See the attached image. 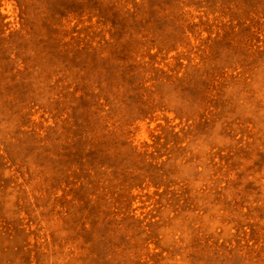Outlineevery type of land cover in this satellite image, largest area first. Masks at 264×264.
<instances>
[{"label":"rangeland","instance_id":"obj_1","mask_svg":"<svg viewBox=\"0 0 264 264\" xmlns=\"http://www.w3.org/2000/svg\"><path fill=\"white\" fill-rule=\"evenodd\" d=\"M0 264H264V0H0Z\"/></svg>","mask_w":264,"mask_h":264}]
</instances>
